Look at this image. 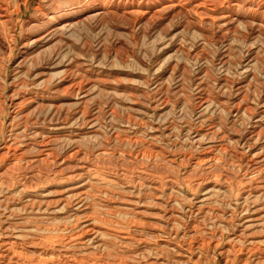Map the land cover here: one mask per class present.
Returning a JSON list of instances; mask_svg holds the SVG:
<instances>
[{
  "label": "rangeland",
  "instance_id": "rangeland-1",
  "mask_svg": "<svg viewBox=\"0 0 264 264\" xmlns=\"http://www.w3.org/2000/svg\"><path fill=\"white\" fill-rule=\"evenodd\" d=\"M2 1L0 32L17 25L18 42L0 51V264H264V0H171L154 16L159 0ZM177 5L189 12L173 15ZM56 14L70 23L51 32ZM25 37L39 41L24 50ZM66 67L72 99L54 95L55 77L35 82ZM12 95L33 99L14 119ZM52 101L60 112L49 113ZM48 151L72 159L27 164ZM67 187H77L72 198ZM60 199L68 205L52 203ZM85 219L97 233L84 238Z\"/></svg>",
  "mask_w": 264,
  "mask_h": 264
},
{
  "label": "bare ground",
  "instance_id": "bare-ground-1",
  "mask_svg": "<svg viewBox=\"0 0 264 264\" xmlns=\"http://www.w3.org/2000/svg\"><path fill=\"white\" fill-rule=\"evenodd\" d=\"M186 1V0H185ZM203 1V0H202ZM238 1V0H237ZM243 1V0H242ZM242 1H240V2H242ZM182 2V1H181ZM190 2V1H189ZM198 2V1H197ZM225 2V1H224ZM261 2V1H260ZM173 2L171 1V0H159V1H156V3H155V7H154V9H152V10H150L149 12H148V15L149 16H154L156 13H155V10L157 9V8H160V7H164L165 5H169V4H172ZM194 3V2H193ZM192 3V4H193ZM222 3V2H221ZM179 4V3H178ZM241 4V3H240ZM262 4V3H261ZM209 5V4H208ZM212 5V4H211ZM226 5V4H225ZM106 6V5H105ZM236 6H237V4H236ZM238 6H239V4H238ZM237 6V7H238ZM257 6V5H256ZM190 7H192V6H190ZM218 7H220V6H218ZM242 7V6H241ZM114 8V7H113ZM189 8V7H188ZM196 8V7H195ZM203 8H204V6H203ZM214 8H216L215 7V5H214ZM252 8V7H251ZM259 8V7H258ZM189 9H191V8H189ZM218 9V8H217ZM230 9V8H229ZM250 8H248V10H249ZM99 10V9H98ZM101 10V9H100ZM126 10V9H125ZM133 10H135V8L134 9H132V12H133ZM204 10H206V9H204ZM241 10V9H240ZM261 10V9H260ZM63 11V10H62ZM65 11V10H64ZM96 11V10H95ZM124 11V10H123ZM170 11H172V14L173 15H175V16H178V15H180V14H184V13H187V12H189L188 11V9L186 8V5H177V6H175V7H173L172 8V10H170ZM203 11V10H202ZM208 11V10H207ZM212 11V10H211ZM214 11V10H213ZM246 11V10H245ZM253 11V10H252ZM259 11V10H258ZM210 12V11H209ZM238 12V11H237ZM264 12V11H263ZM94 13V12H93ZM96 13V12H95ZM98 14H101L102 13V10L101 11H99V12H97ZM205 13V12H204ZM233 13V12H232ZM240 13V12H239ZM256 13V12H255ZM68 14H70V13H68ZM170 14H171V12H170ZM245 14V13H244ZM92 15V14H91ZM123 15H124V13H123ZM157 15V14H156ZM189 16H191L190 14H188ZM195 15V14H194ZM221 15H223V14H221ZM159 16V15H158ZM193 16V15H192ZM254 16V15H253ZM263 16V15H262ZM61 17L63 18V15H60V14H56L55 16L54 15H52L51 17H46V19H47V23H49V25H51V32L52 31H56V30H58L59 28L60 29H62V27L64 26H68L69 25V23H68V21L64 24L63 23V25H62V23H58V20H61ZM229 17V16H228ZM247 17V16H246ZM245 17V18H246ZM264 17V16H263ZM170 18V17H169ZM191 18V17H190ZM199 18V17H198ZM227 18V17H226ZM232 18V17H231ZM230 18V19H231ZM237 18V17H236ZM204 19V18H203ZM225 19V18H224ZM229 19V20H230ZM253 19V18H252ZM166 20V19H165ZM201 19H199V21H200ZM218 20V19H217ZM228 20V19H227ZM260 20V19H259ZM72 21H74V20H72ZM139 21H140V19H139ZM204 21V20H203ZM247 21V20H246ZM8 22V10H7V8H6V5L4 4V2L2 1V0H0V25L2 26L3 24H6ZM38 22H39V20H38ZM217 22L219 23V20L218 21H216V24H217ZM26 23V22H25ZM120 23V22H119ZM60 24H61V27H60ZM226 24V23H225ZM24 25H26V24H24ZM213 25V24H212ZM215 25V24H214ZM9 26V25H8ZM37 26V25H36ZM42 26V25H41ZM34 27V26H33ZM33 27H31V28H33ZM64 27H63V29H64ZM247 27V30L248 31H250V32H252L253 30H254V28L252 27V26H250V25H247L246 26ZM34 28H36V27H34ZM39 28V27H38ZM6 29H7V27H6ZM22 29V27H20V30ZM27 29V28H26ZM41 29V28H40ZM258 29V28H257ZM259 29H260V27H259ZM262 29V28H261ZM16 30H17V25H14V26H11L10 28L8 27V29H7V33H5L4 32V30H1V32H0V51H2V52H4V53H10V54H12L13 52H14V45H15V43H17L18 42V36H17V32H16ZM261 31V30H260ZM24 32V31H23ZM50 33V32H49ZM252 34V33H251ZM264 34V33H263ZM188 35V34H187ZM24 36V35H23ZM41 36V35H40ZM39 41V38H31V37H25V38H23L22 39V43H21V46H22V48L25 50L26 48H28L30 45H32V44H36L37 42ZM240 42V41H239ZM27 55V54H26ZM58 60H60V59H58ZM27 61V59H25V58H23L21 61H20V63L21 64H24L25 62ZM18 62V61H17ZM29 63V62H28ZM54 63V62H53ZM61 64V63H60ZM17 65V64H16ZM51 65V64H50ZM65 66H67V65H65ZM64 66V67H65ZM52 67V69L54 70H56V68L58 67V65H57V63H56V65H52L51 66ZM50 67V68H51ZM21 68V67H20ZM52 69L50 70V72L49 73H47V74H45V75H37L34 79H35V82L36 83H38V84H47V83H50L52 80H53V78L55 77L56 79H57V83L52 87V91H53V93H54V95L57 97V96H64V95H66V96H68V97H70V99H72L74 96H76L77 95V92H78V89H76V85L74 84V80H73V78H72V76H71V73H70V70L66 67V68H64V70H62L61 72H58V73H54V72H52ZM16 79H18V78H16ZM87 82V81H86ZM33 90H35V89H33ZM40 90V89H39ZM84 92V91H83ZM22 93V92H21ZM27 93V92H26ZM45 93V92H44ZM20 94V93H19ZM18 93L17 94H15L16 96L17 95H19ZM23 94H25V93H23ZM34 94V93H33ZM83 94V93H82ZM15 95H12V96H10V98H9V101H10V109L12 108L13 109V111H12V116H13V119L14 118H16V117H18V116H20L21 115V113L24 111V109L26 108V106H28V105H31V102H32V100H28V99H25L24 97H21L20 99H18V103L17 104H13V102H12V98L15 96ZM50 95V94H49ZM53 95V94H52ZM81 95V94H80ZM79 95V96H80ZM21 96V95H20ZM29 96V95H28ZM27 96V97H28ZM40 96V95H39ZM87 96V95H86ZM85 96V97H86ZM89 96V95H88ZM78 97V96H77ZM38 98V97H37ZM83 99V98H82ZM75 100V99H74ZM59 102H61V101H59ZM205 104V103H204ZM243 105V104H242ZM63 106V105H62ZM195 107V106H194ZM202 107V106H201ZM41 108V107H40ZM60 108H61V105L60 104H58L57 103V101H52V102H50V104L48 105V111H49V113L50 114H52V113H56V112H60ZM239 108V107H238ZM238 108L236 109V112L238 111L239 112V110H238ZM30 109V108H29ZM240 109V108H239ZM27 110V109H26ZM227 110V109H226ZM264 110V109H263ZM262 110V111H263ZM242 111V110H241ZM228 112V111H227ZM229 112H231V111H229ZM234 112V111H233ZM228 114V113H227ZM242 114H243V112H242ZM245 114V113H244ZM29 115V114H28ZM70 115V114H69ZM53 116V115H52ZM262 116H264V115H262ZM55 117V116H54ZM28 118V117H27ZM259 118H260V115H259ZM258 122H259V120H258ZM257 122V123H258ZM55 126V125H54ZM54 126H53V128H54ZM259 126V125H258ZM71 128V127H70ZM46 132V131H45ZM253 136V135H252ZM217 138V137H216ZM10 139V138H9ZM12 139V138H11ZM11 139H10V141H11ZM252 139V138H251ZM245 140H246V138H245ZM8 141V140H7ZM198 141V140H197ZM210 141V140H209ZM9 142V141H8ZM7 142V143H8ZM251 142V141H250ZM31 143V142H30ZM43 143V142H42ZM41 143V144H42ZM193 143V142H192ZM4 144V143H3ZM40 144V145H41ZM5 145V144H4ZM259 145V144H258ZM38 146V145H37ZM36 146V147H37ZM22 147V146H21ZM35 147V146H34ZM44 147V146H43ZM49 147V146H48ZM255 147V146H254ZM3 148V147H2ZM76 147H74V149H75ZM252 148V147H251ZM260 150V149H259ZM71 151V150H70ZM74 151V150H73ZM80 151V150H79ZM262 151V150H261ZM64 152V151H63ZM248 152H250V151H248ZM209 153V152H208ZM247 153V152H246ZM245 153V154H246ZM252 153V152H251ZM253 153H254V150H253ZM263 153V152H262ZM67 154V153H66ZM80 154H81V152H80ZM84 154V153H83ZM143 154H145V153H143ZM153 154V153H152ZM249 154V153H248ZM7 155V154H6ZM10 155V154H9ZM77 155H78V153H75L74 155H73V159H76L77 158ZM86 155V154H85ZM84 155V156H85ZM264 155V154H263ZM81 156V155H80ZM144 156V155H143ZM203 156V155H202ZM204 156H206V155H204ZM211 156H213V155H211ZM252 156H254V155H252ZM251 156V157H252ZM6 157V156H5ZM27 157V156H26ZM35 157V156H34ZM139 158H140V156H138ZM155 157V156H154ZM209 157V156H208ZM241 157V156H240ZM8 158V157H7ZM16 158V157H15ZM14 158V159H15ZM62 158V157H61ZM84 158H86V156L84 157ZM128 158V157H127ZM148 158V157H147ZM156 158V157H155ZM201 158V157H200ZM212 158V157H211ZM264 158V157H263ZM27 159V158H26ZM72 159V156H71V154L69 155V156H67L66 158H62L61 160H60V158L58 159L57 157H53L52 155H51V153L48 151V152H45V153H41V154H39L37 157H35V158H33V159H29V161H28V165H34V164H41V165H45V166H48V165H53V164H55V163H58V162H60V163H64V162H66V161H70ZM80 159V158H79ZM121 159V158H120ZM144 159H146V158H144ZM206 159V158H205ZM207 159H209V158H207ZM206 159V160H207ZM214 159V158H213ZM213 159H212V161H213ZM258 159V158H257ZM17 160V159H16ZM150 160V159H149ZM211 160V159H210ZM246 160H248V159H246ZM22 161V160H21ZM20 161V162H21ZM78 161H80V160H78ZM137 161V160H136ZM199 161H200V159H199ZM198 160H197V162H199ZM202 161V160H201ZM252 161V160H251ZM264 161V160H263ZM263 161H261V162H263ZM18 162V161H17ZM75 162V161H74ZM4 163V162H3ZM168 163V162H167ZM202 163V162H201ZM205 163V162H204ZM249 163V162H248ZM5 164V163H4ZM8 164H12L13 166H15V164H14V161H12V160H10L9 162H8ZM23 164H26V163H23ZM22 164V165H23ZM194 164V163H193ZM192 164V165H193ZM206 164V163H205ZM204 164V165H205ZM251 164V163H250ZM261 164V163H260ZM18 165H19V163H18ZM64 165V164H63ZM151 165V164H150ZM195 165H197V164H195ZM203 165V164H202ZM61 166V165H60ZM82 166H83V164H82ZM176 166V165H175ZM252 166V165H251ZM17 167V166H16ZM194 167H196V166H194ZM198 168H202V166L201 165H198L197 166ZM206 167V166H205ZM207 167H209V166H207ZM206 167V168H207ZM5 168V167H4ZM203 169H204V167H203ZM259 169V168H258ZM257 169V170H258ZM262 169V168H261ZM3 170V169H2ZM5 170H7L6 168H5ZM32 170H34V169H32ZM87 170V169H86ZM193 170V169H192ZM195 170V169H194ZM4 171V170H3ZM31 171V170H30ZM40 171V170H39ZM202 171V170H201ZM259 171H261V170H259ZM258 171V172H259ZM2 172V171H1ZM5 172V171H4ZM12 172V171H11ZM25 172V171H24ZM263 172H264V169H263ZM44 173V172H43ZM47 173V172H46ZM53 173V172H52ZM83 173V172H82ZM4 174V173H3ZM30 174V173H29ZM32 174V173H31ZM45 174V173H44ZM62 174V173H61ZM74 174V173H73ZM251 174V173H250ZM256 174V173H255ZM2 175V174H1ZM1 175H0V177H1ZM17 175V174H16ZM18 175H20V174H18ZM22 175H23V173H22ZM33 175V174H32ZM46 175V174H45ZM59 175V174H58ZM63 175H65L64 174V172H63ZM82 175H84V174H82ZM145 175V174H144ZM261 175H262V173H261ZM264 175V174H263ZM41 176V175H40ZM43 176V175H42ZM47 176H49V175H47ZM46 176V177H47ZM75 176H76V174H75ZM85 176H87V175H84V177ZM95 176V175H94ZM164 176V175H163ZM249 176V175H248ZM58 177V176H57ZM61 177V176H60ZM67 177V176H66ZM91 177V176H90ZM2 178V177H1ZM32 178V177H31ZM74 178V177H73ZM88 178V177H87ZM15 179V178H14ZM28 179V178H27ZM43 179H44V177H43ZM61 179V178H60ZM63 179V178H62ZM214 179V178H213ZM246 179V178H245ZM251 179H252V177H251ZM258 179V178H257ZM40 180V179H39ZM56 180H57V178H56ZM55 180V181H56ZM210 179H208V181H209ZM254 180V179H253ZM25 181V180H24ZM47 181V180H46ZM54 181V180H53ZM53 181H52V183H53ZM70 181V180H69ZM74 181H75V179H74ZM145 181V180H144ZM198 181V180H197ZM10 182V181H9ZM65 182V181H64ZM146 182V181H145ZM156 182V181H155ZM206 182V181H205ZM204 181H203V183H205ZM210 182V181H209ZM251 182H252V180H251ZM263 182V181H262ZM21 183V182H20ZM160 183V182H159ZM194 183V182H193ZM199 183V182H198ZM201 183V182H200ZM16 184V183H15ZM18 184V183H17ZM41 184V183H40ZM56 184V183H55ZM148 184H150V183H148ZM154 184V183H153ZM169 184V183H168ZM254 184V183H253ZM14 185V184H13ZM24 185V184H23ZM174 185V184H173ZM217 185V184H216ZM259 185V184H258ZM17 186V185H16ZM22 186V185H21ZM37 186V185H36ZM59 186V185H58ZM170 186V185H169ZM193 186V185H192ZM201 186V185H200ZM261 186V185H260ZM28 187V186H27ZM35 187V186H34ZM157 187H159V186H157ZM161 187V186H160ZM166 187V186H165ZM172 187V186H171ZM211 187H212V184H211ZM217 187V186H216ZM248 187V186H247ZM247 187H246V189H247ZM251 187V186H250ZM263 187V186H262ZM40 188V187H39ZM162 188V187H161ZM173 188V187H172ZM200 188V187H199ZM241 188V187H240ZM249 188V187H248ZM253 188H255V189H257V188H259V187H253ZM3 189H4V187H3ZM10 189V188H9ZM19 189V188H18ZM28 189V188H27ZM31 190H32V188H30ZM36 189V188H35ZM75 189H77V187L76 188H72L71 189V187H67V193H69V194H67V196H71L72 194H73V191L72 190H75ZM166 189V188H165ZM220 189V188H219ZM252 189V188H251ZM264 189V188H263ZM25 190V189H24ZM214 190V189H213ZM242 190H244V189H242ZM33 191V190H32ZM36 191V190H35ZM199 191V190H198ZM1 192H3V191H1ZM7 192V191H6ZM5 192V193H6ZM15 192V191H14ZM29 192V191H28ZM37 192V191H36ZM46 192V191H45ZM72 192V193H71ZM194 192H196V191H194ZM211 192H212V190H211ZM252 192H254V193H257V191H255V190H253ZM262 192V191H261ZM9 193V192H8ZM13 193V192H12ZM21 193H22V191H21ZM27 193V192H26ZM30 193V192H29ZM29 193H27L28 195H30ZM39 193V192H38ZM47 193V192H46ZM157 193H158V191H157ZM207 193V192H206ZM243 193V192H242ZM17 194V193H16ZM45 194V193H44ZM205 194V193H204ZM211 194V193H210ZM213 194H214V192H213ZM15 195V194H14ZM19 195V194H18ZM32 195V194H31ZM43 195V194H42ZM53 195V194H52ZM55 195V194H54ZM57 195V194H56ZM239 195H240V193H239ZM246 195V194H245ZM250 195H252V194H250ZM262 195V194H261ZM21 196H23V195H21ZM44 196V195H43ZM51 196V195H50ZM161 196H163V195H161ZM204 196V195H203ZM248 195H246V197H247ZM36 197H37V195H36ZM45 197H47V196H45ZM53 197V196H52ZM73 196H71V198H72ZM124 197V196H123ZM210 197V196H209ZM239 197V196H238ZM244 197V196H243ZM245 197V198H246ZM7 198V197H6ZM41 198V197H40ZM126 198V197H125ZM10 199V198H9ZM38 199V198H37ZM54 199V198H53ZM130 199V198H129ZM249 199V198H248ZM247 199V200H248ZM44 200V199H43ZM202 200H203V198H202ZM243 200V199H242ZM259 200V199H258ZM14 201H15V199H14ZM26 201V200H25ZM33 201V200H32ZM46 201V200H45ZM167 201V200H166ZM166 201H164V202H166ZM21 202V201H20ZM24 202V201H23ZM65 203V205H68V202H67V199H64L63 201L60 199V200H57V201H54V202H52V203H54V204H59V203ZM171 202V201H170ZM238 202V201H237ZM244 203H245V201H243ZM13 203H15V202H13ZM25 203V202H24ZM46 203V202H45ZM71 203V202H70ZM241 203V202H240ZM21 204V203H20ZM118 204V203H117ZM123 204V203H122ZM125 204V203H124ZM164 204V203H163ZM172 204V203H171ZM170 204V205H171ZM237 204V203H236ZM61 205V204H60ZM75 205V204H74ZM138 205V204H137ZM249 205V204H248ZM251 205H252V203H251ZM41 206V205H40ZM44 206V205H43ZM71 206V205H70ZM77 205H75V207H76ZM134 206H135V204H134ZM243 207H245V206H243ZM12 208H13V206H12ZM15 208H17V207H15ZM55 208H56V206H55ZM61 208V207H60ZM63 208V207H62ZM68 208V207H67ZM69 208H71V207H69ZM252 208V207H251ZM11 209V208H10ZM18 209V208H17ZM23 209V208H22ZM57 209V208H56ZM72 209V208H71ZM75 209V208H74ZM78 209V208H77ZM132 209V208H131ZM169 209H170V207H169ZM183 209V208H182ZM245 209V208H244ZM12 210V209H11ZM35 210H37L36 208H35ZM51 210H52V208H51ZM65 209H63V211H64ZM73 210V209H72ZM71 210V211H72ZM76 210V209H75ZM134 210V209H133ZM171 210V209H170ZM233 210V209H232ZM248 210H250V209H248ZM13 211H16V209L14 210V208H13ZM18 211V210H17ZM61 211L62 210H60L59 209V212L61 213ZM77 211V210H76ZM161 211V210H160ZM236 211V210H235ZM239 211V210H238ZM237 211V212H238ZM242 211V210H241ZM38 212V211H37ZM51 212V211H50ZM59 212H57V213H59ZM70 212V211H69ZM162 212V211H161ZM166 212V211H165ZM48 213V212H47ZM52 213H53V211H52ZM67 213V212H66ZM126 213V212H125ZM141 213V212H140ZM243 213H246V212H242V215H243ZM248 213V212H247ZM246 213V214H247ZM63 214H65V213H63ZM73 214H75V213H73ZM130 214H133V213H130ZM232 214V213H231ZM239 214V213H238ZM256 214V213H255ZM49 215H50V213H49ZM62 215V214H61ZM66 215V214H65ZM85 215V214H84ZM83 215V216H84ZM134 215V214H133ZM240 215V214H239ZM239 215H237V219L239 218L238 216ZM245 215V214H244ZM249 215V214H248ZM87 216H89V215H87L86 214V217ZM140 215H138V217H139ZM232 216H234V215H232ZM256 217H257V215H255ZM261 216V215H260ZM77 217V216H76ZM75 217V218H76ZM245 217V216H244ZM75 218H73V221H74V219ZM78 218V217H77ZM88 218V217H87ZM130 218H131V215H130ZM246 218V217H245ZM64 219H66V218H64ZM69 219V218H68ZM132 219V218H131ZM134 219H136L135 217H134ZM236 219V220H237ZM67 220V219H66ZM130 220V219H129ZM170 220V219H169ZM18 221V220H17ZM71 221V220H70ZM76 221V220H75ZM82 220H80V222H81ZM234 221V220H233ZM240 221V220H239ZM251 221H253V220H251ZM251 221H250V224H252L251 223ZM259 222H260V220H258ZM98 222V221H97ZM133 222L135 223L136 221H134L133 220ZM138 222V221H137ZM201 222V221H200ZM242 222V221H241ZM240 222V223H241ZM256 222V221H255ZM69 223V222H68ZM73 223V222H72ZM91 223V221H89V220H87V219H85L84 221H82V225H83V228H81V236L80 237H82V236H84V238H85V236H87L88 234H94V233H97V231H96V228L93 226V225H91L90 224ZM99 223V222H98ZM230 223V222H229ZM228 223V224H229ZM234 223V222H233ZM232 223V224H233ZM236 223V222H235ZM244 223V222H243ZM254 223V222H253ZM258 223V222H257ZM102 224V223H101ZM100 224V225H101ZM133 224V223H132ZM138 224H139V222H138ZM216 224V223H215ZM231 224V223H230ZM229 224V225H230ZM231 224V225H232ZM245 224V223H244ZM243 224V225H244ZM249 224V225H250ZM263 224V223H262ZM81 225V226H82ZM130 225H131V223H130ZM249 225H247L248 226V228H249ZM254 225H255V223H254ZM259 225H261V223L259 224ZM71 226H72V224H71ZM74 226V225H73ZM102 226V225H101ZM217 226V225H216ZM242 226V225H241ZM240 226V227H241ZM251 226V225H250ZM258 226V225H257ZM64 227V226H63ZM96 227H97V225H96ZM106 227V226H105ZM104 227V228H105ZM226 227V226H225ZM239 227V226H238ZM244 227H246V225L244 226ZM253 227V226H252ZM68 228H70V227H68ZM99 228H100V226H99ZM102 228H103V226H102ZM133 228V227H132ZM170 228V227H169ZM227 228V227H226ZM230 228H231V226H230ZM235 228V227H234ZM242 228V227H241ZM247 228V227H246ZM247 228V229H248ZM257 228V227H256ZM140 229V228H139ZM138 229V230H139ZM142 229V228H141ZM207 229V228H206ZM236 229V228H235ZM234 229V230H235ZM253 229V228H252ZM258 229V228H257ZM261 229V228H260ZM71 230V229H70ZM107 230V229H106ZM132 230V229H131ZM138 230H136V231H138ZM147 230H151V229H147ZM194 230V229H193ZM233 230V231H234ZM263 230V229H262ZM61 231V230H60ZM63 231V230H62ZM73 231H74V229H73ZM73 231H72V233H73ZM100 231V230H99ZM103 231V230H102ZM108 231H109V229H108ZM111 231H113V230H111ZM209 231V230H208ZM207 231V232H208ZM216 231V230H215ZM217 231H220V230H217ZM216 231V232H217ZM231 231H232V229H231ZM232 231V232H233ZM253 231V230H252ZM69 232V231H68ZM114 232H117V231H114ZM145 232V231H144ZM190 232V231H189ZM194 232V231H193ZM206 232V230H205V233H207ZM221 232V231H220ZM227 232V231H226ZM244 232V231H243ZM250 232H251V229H250ZM254 232H256V231H254ZM67 233V232H66ZM76 233V232H75ZM119 233V232H118ZM139 233H140V231H139ZM148 233V232H147ZM212 233V232H211ZM215 233V232H214ZM239 233V232H238ZM241 233V232H240ZM257 233V232H256ZM262 233V232H261ZM264 233V232H263ZM114 234V233H113ZM146 234V233H145ZM232 234V233H231ZM251 234H252V232H251ZM64 235H66L67 236V234H64ZM69 235V234H68ZM106 235V234H105ZM105 235H103V236H101V237H104ZM109 235H112V234H109ZM118 235V234H117ZM121 235V234H120ZM126 235V234H125ZM209 235V234H208ZM217 235V234H216ZM244 235V234H243ZM247 235H250V234H248L247 233ZM246 235V236H247ZM256 235V234H255ZM65 236V237H66ZM73 236V235H72ZM71 236V237H72ZM99 238H100V234L99 235H97ZM129 236V235H128ZM205 236V235H204ZM221 239L223 238V235L220 233V235H218ZM231 236H233V235H231ZM230 236V237H231ZM238 236V235H237ZM257 236V235H256ZM259 236V235H258ZM262 236H264V235H262ZM14 237V239H15V236H13ZM16 237H18V235H16ZM21 237V236H20ZM19 237V238H20ZM64 237V238H65ZM90 237V236H89ZM97 237V238H98ZM107 237H108V235H107ZM117 237V236H116ZM122 237H124V236H122ZM165 237V236H164ZM236 237V236H235ZM240 237V236H239ZM238 237V240H240V238ZM254 237V236H253ZM261 237V236H260ZM66 238H68V237H66ZM87 238V237H86ZM98 238V239H99ZM105 238V237H104ZM115 238V237H114ZM125 238V237H124ZM244 238V237H243ZM242 238V239H243ZM264 238V237H263ZM71 240H72V238H70ZM76 239H78V238H76ZM89 239V238H88ZM87 239V240H88ZM121 239V238H120ZM160 239V238H159ZM199 239L201 240V238L199 237ZM199 239H197V240H199ZM203 239V238H202ZM219 239V238H218ZM228 239V238H227ZM49 240V239H48ZM65 240V239H64ZM81 240V239H80ZM93 240V239H92ZM100 240V239H99ZM102 240V239H101ZM124 240V239H123ZM131 240V239H130ZM207 240H209V239H207ZM220 240V239H219ZM231 239L229 238V241H230ZM245 240V239H244ZM8 241V240H7ZM61 241V240H60ZM66 241V240H65ZM65 241H64V243H65ZM67 241H68V239H67ZM70 241V240H69ZM94 241V240H93ZM97 241V240H96ZM103 241V240H102ZM101 241V242H102ZM127 241V240H126ZM132 241V240H131ZM212 241V240H211ZM241 241V240H240ZM248 241V240H247ZM262 241V240H261ZM4 242V241H3ZM2 242V243H3ZM13 242V241H12ZM51 242V241H50ZM62 242V241H61ZM75 242V241H74ZM89 242V241H88ZM104 242V241H103ZM123 242V241H122ZM166 242H168V241H166ZM206 242V244H207V241H205ZM209 242V241H208ZM232 242V241H231ZM233 242H236V238L234 239V241ZM244 242V241H243ZM242 242V243H243ZM256 242H258V240L256 239ZM263 242V241H262ZM1 243V242H0ZM32 243V242H31ZM41 243V242H40ZM60 243V242H59ZM72 243V242H71ZM79 243V242H78ZM87 243V242H86ZM90 243H92V242H90ZM89 243V244H90ZM105 243V242H104ZM172 243V242H171ZM217 243V242H216ZM240 243V242H239ZM246 243V242H245ZM251 243V242H250ZM260 243V242H259ZM258 243V244H259ZM10 244V243H9ZM17 243H15V245H16ZM30 244V243H29ZM43 244V243H42ZM51 244H53V243H51ZM54 244H56V246H58V244L57 243H55L54 242ZM70 244V243H69ZM73 244V243H72ZM95 244V243H94ZM98 244V243H97ZM124 244H125V242H124ZM128 244V243H127ZM141 244V243H140ZM165 244H167V243H165ZM205 244V245H206ZM233 244V243H232ZM241 244V243H240ZM3 244H1V246H2ZM11 245V244H10ZM19 245V244H18ZM22 245V244H21ZM39 245V244H38ZM61 245V244H60ZM85 245V244H84ZM91 245V244H90ZM102 246H103V243L101 244ZM118 245V244H117ZM174 246L176 245V244H173ZM196 245H198V244H196ZM195 245V246H196ZM204 245V246H205ZM211 245V244H210ZM213 245H214V243H213ZM219 245V244H218ZM229 245V244H228ZM227 245V246H228ZM239 245V244H238ZM243 245H244V243H243ZM247 245V244H246ZM249 245V244H248ZM43 246V245H42ZM53 246V245H52ZM63 246V245H62ZM72 246V245H71ZM99 246V245H98ZM120 246H122V244L120 245ZM217 246V245H216ZM232 246H234V244L232 245ZM252 246V245H251ZM254 246V245H253ZM260 246H261V243H260ZM17 247V246H16ZM37 247V246H36ZM44 247V246H43ZM54 247V246H53ZM64 247V246H63ZM69 247V246H68ZM73 247V246H72ZM78 247V246H77ZM105 247V246H104ZM173 247V246H172ZM202 247V246H201ZM230 247V246H229ZM256 247V246H255ZM6 248H8V246L6 247ZM5 248V249H6ZM35 248V247H34ZM38 248V247H37ZM41 248V247H40ZM57 248V247H56ZM61 248V247H60ZM59 248V249H60ZM83 248V247H82ZM89 248V247H88ZM98 248V247H97ZM208 248H209V245H208ZM211 248H213V247H211ZM4 249V250H5ZM23 249V248H22ZM43 249V248H42ZM92 249V248H91ZM91 249H90V251H91ZM95 249V248H94ZM101 249V248H100ZM199 249H200V247H199ZM202 249V248H201ZM232 249H234V247L232 248ZM261 249V248H260ZM259 249V250H260ZM27 250V249H26ZM46 250V249H45ZM62 250V249H61ZM80 250V249H79ZM82 250V249H81ZM97 250V249H96ZM229 250V249H228ZM236 250H237V248H236ZM243 250V249H242ZM251 250V249H250ZM249 250V251H250ZM262 250H264V249H262ZM35 251V250H34ZM40 251H43L44 252V250H40ZM39 251V252H40ZM54 251V250H53ZM84 251H86V250H84ZM135 251V250H134ZM232 251H234V250H232ZM240 251H241V249H240ZM13 252V251H12ZM26 252H29V251H26ZM33 252V251H32ZM42 252V253H43ZM48 252V251H47ZM66 252V251H65ZM178 252V251H177ZM224 252V251H223ZM231 252V251H230ZM251 252V251H250ZM261 252H263V251H261ZM5 253V252H4ZM7 253H9V252H7ZM34 253V252H33ZM36 253V252H35ZM34 253V254H35ZM51 253H52V250H51ZM71 253V252H70ZM69 253V254H70ZM79 253V252H78ZM134 253V252H133ZM221 253V252H220ZM225 253V252H224ZM232 253V252H231ZM245 253V252H244ZM260 253V252H259ZM258 253V254H259ZM12 254V253H11ZM14 254H19V253H15L14 252ZM24 254V253H23ZM37 254V253H36ZM57 254V253H56ZM84 254V253H83ZM96 254V253H95ZM177 254V253H176ZM175 254V255H176ZM246 254V253H245ZM9 255V254H8ZM39 255V254H38ZM44 255H46V253L44 254ZM61 255V254H60ZM85 255H86V253H85ZM97 256L96 257H98V253L96 254ZM102 255V254H101ZM247 255V254H246ZM263 255V254H262ZM3 256H4V254H3ZM10 256V255H9ZM18 256V255H17ZM21 256V255H20ZM47 256V255H46ZM45 256V257H46ZM57 256V255H56ZM73 256V255H72ZM178 256V255H177ZM227 256V255H226ZM250 256H251V254H250ZM258 256V255H257ZM23 257V256H22ZM39 257V256H38ZM41 257V256H40ZM51 257V256H50ZM60 257H62V256H60ZM81 257V256H80ZM87 257H88V255H87ZM93 257V256H92ZM95 257V258H96ZM137 257V256H136ZM245 257V256H244ZM249 257V256H248ZM260 257V256H259ZM5 258V257H4ZM14 258V257H13ZM18 258V257H17ZM44 258V257H43ZM67 258H69V257H67ZM95 258H92V259H95ZM102 258H103V256H102ZM250 258V257H249ZM251 258H253V257H251ZM254 258H258V257H254ZM264 258V257H263ZM1 259V258H0ZM3 259V258H2ZM1 259V260H2ZM7 259V258H6ZM5 259V260H6ZM37 259V258H36ZM42 259V258H41ZM40 259V260H41ZM44 259H46V258H44ZM53 259V258H52ZM57 259V258H56ZM81 259H83V257L81 258ZM144 259V258H143ZM260 259V258H259ZM20 260H22V259H20ZM26 260V259H25ZM47 260V259H46ZM62 260V259H61ZM75 261H76V259H74ZM79 260V259H78ZM84 260V259H83ZM86 260V259H85ZM88 260V259H87ZM99 260V259H98ZM227 259L225 258V260L224 261H226ZM243 260V259H242ZM7 261V260H6ZM5 261V262H6ZM10 261H11V259H10ZM14 261V260H13ZM19 261V260H18ZM42 261H43V259H42ZM45 261V260H44ZM71 261V260H70ZM90 261V260H89ZM95 261V260H94ZM102 262H103V259L101 260ZM250 261V260H249ZM254 261V260H253ZM255 261H256V259H255ZM21 262V261H20ZM35 262V261H34ZM33 262V263H34ZM41 261H39V263H40ZM79 262H80V260H79ZM97 262V261H96ZM99 262V261H98ZM243 262V261H242ZM241 262V263H242ZM258 262V261H257ZM262 262H263V260H262ZM1 263V262H0ZM14 263H16V262H14ZM23 263V262H22ZM38 263V262H37ZM42 263V262H41ZM49 263V262H48ZM52 263H54V262H52ZM57 263V262H56ZM55 263V264H56ZM71 263V262H70ZM78 263V262H77ZM82 263H84V262H82ZM92 263V262H91ZM127 263V262H126ZM239 263V262H238ZM240 263V264H241ZM19 264V263H18ZM27 264V263H26ZM35 264V263H34ZM86 264V263H85ZM93 264H95V262L93 263ZM97 264V263H96ZM149 264V263H148ZM151 264H152V262H151ZM225 264V263H224ZM242 264H249L248 263V261H244ZM253 264H260L259 262L258 263H253ZM262 264V263H261Z\"/></svg>",
  "mask_w": 264,
  "mask_h": 264
}]
</instances>
